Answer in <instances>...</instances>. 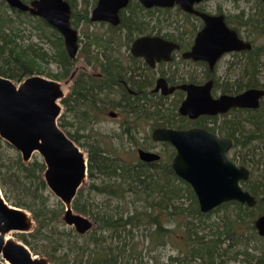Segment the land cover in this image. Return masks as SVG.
Instances as JSON below:
<instances>
[{
  "label": "trees",
  "instance_id": "1",
  "mask_svg": "<svg viewBox=\"0 0 264 264\" xmlns=\"http://www.w3.org/2000/svg\"><path fill=\"white\" fill-rule=\"evenodd\" d=\"M68 1L76 9L79 0ZM253 22L247 25L251 27ZM261 24L262 29L255 26L257 35L264 34ZM25 31L49 39L55 53L50 56L35 43H21ZM259 47L247 58L250 77L242 81V89L264 88L260 77L264 44ZM68 56L64 37L56 28L0 0V75L21 82L44 74L41 61L53 58L61 62ZM247 115L240 121V163L252 169L253 179L245 184L258 199L256 206L234 201L203 213L196 193L175 174L168 158L151 166L140 161L131 166L90 155L88 194L79 190L73 203L74 210L89 215L96 224L85 234L62 223L65 206L51 200L44 179L45 163L37 158L25 162L19 154L5 156L11 145L0 136L3 195L11 205L29 211L36 223L33 231L20 233L22 241L54 264H227L230 260L264 264V237L254 224L264 213V110H249ZM94 193L105 199L95 201ZM215 212L219 219L212 220ZM207 230L211 235H204ZM168 247L173 251L161 260L157 252Z\"/></svg>",
  "mask_w": 264,
  "mask_h": 264
},
{
  "label": "flooded vegetation",
  "instance_id": "2",
  "mask_svg": "<svg viewBox=\"0 0 264 264\" xmlns=\"http://www.w3.org/2000/svg\"><path fill=\"white\" fill-rule=\"evenodd\" d=\"M99 1L90 0L89 4L81 3V8H72L71 23L78 34V50L74 57L69 55V59L59 62L58 72L64 92L59 101L58 122L86 153L88 176L90 155L117 159L131 166H138L139 161L151 166L168 158L174 170L177 147L156 139L155 132L161 128H200L232 140L228 156L238 167L249 169L250 179L241 180L240 184L250 191L245 183L252 181V169L240 163V121L249 110H264V97L258 108L232 106L216 113L191 115L182 113L181 107L191 92L201 89L214 100L238 96L251 88L264 90L241 88L242 81L250 77L247 58L262 45L257 40L264 34L257 35L255 26L263 28L264 0H251L248 8H241L240 0H230L232 8L224 6L225 0H199L192 3L194 11L177 3L171 7H147L141 0H128L116 11L117 0H112L109 20L93 18ZM212 2H216V7ZM202 14L223 16L227 27L251 48L224 51L211 61L203 56L196 58L193 50L197 36L207 27ZM252 21L251 27L247 25ZM218 28L215 25L213 30ZM160 40L170 48L161 49ZM164 145L169 148L163 150ZM141 151L160 158L143 159ZM229 202L234 201L220 206Z\"/></svg>",
  "mask_w": 264,
  "mask_h": 264
},
{
  "label": "water",
  "instance_id": "3",
  "mask_svg": "<svg viewBox=\"0 0 264 264\" xmlns=\"http://www.w3.org/2000/svg\"><path fill=\"white\" fill-rule=\"evenodd\" d=\"M7 4L32 16L40 17L56 28L64 37L70 56L78 50V34L71 23L72 7L68 0H5ZM112 0H100L94 10V19L109 20L108 8ZM147 7H171L175 3L194 11L192 3L199 0H141ZM115 2V0H113ZM128 0H117L115 10ZM116 13V12H115ZM207 27L196 39L193 55L208 60L219 57L224 51L251 48L236 31L227 27L223 16L202 14ZM117 22V21H116ZM215 25L220 28L214 29ZM146 41V39L141 40ZM161 49L170 48L160 40ZM203 54V55H202ZM64 95L62 83L43 75H32L21 82L0 75V136L13 145L25 162L39 152L46 165L44 179L49 189L65 206L64 221L80 234L89 232L93 220L73 207L79 189L88 177V158L80 146L60 127L58 119ZM264 90L251 88L238 96H222L214 100L209 92L193 91L181 107L182 113H216L235 107H260ZM154 137L172 143L177 155L172 163L176 174L188 181L197 195L200 210L208 213L224 202L239 201L253 207L257 199L245 190L240 181L250 179L246 166L238 167L229 156L232 140L219 138L200 128L173 130L161 128ZM146 160H157L158 154L141 151ZM36 223L29 211L8 203L0 187V264H53L45 256L36 255L24 242L13 239L11 232L29 233ZM260 236L264 237V214L256 222Z\"/></svg>",
  "mask_w": 264,
  "mask_h": 264
},
{
  "label": "rangeland",
  "instance_id": "4",
  "mask_svg": "<svg viewBox=\"0 0 264 264\" xmlns=\"http://www.w3.org/2000/svg\"><path fill=\"white\" fill-rule=\"evenodd\" d=\"M222 3L227 8H232L233 7V3L230 0H225ZM239 4H240V7L241 8H248L251 5V0L250 1L249 0L248 1L240 0ZM80 6H82L81 0L78 1L77 7L78 8H81ZM212 6L216 7V2H212ZM25 28H28L29 29L30 26L25 25ZM19 40L21 41V43H24V44H31V43L37 44L38 47H42V50L44 52L48 53L50 56L55 53V47L53 46V44L51 43V41L49 39H47V38H41V37H39L36 34H33L32 36H30V31H29V33H28V31H25V33L23 34L22 37L19 38ZM257 42L259 44H264V37L259 38L257 40ZM0 62H2V61L0 60ZM40 63H41L40 64V68L43 70V73H44L43 76H45L47 78H50V79L59 80V78L56 79V77H55V75H57L58 72H59V62L57 60H55L53 58H49V59H47V61H44V62L41 61ZM262 73L263 74H262V77L261 78H262V80H264V70H262ZM165 148H169V147L167 145H164L163 150H165ZM84 150L86 151V149H84ZM17 154H19L22 157V154L13 145H11L10 147H8V149L4 153L5 156L6 155H8V156H14V155H17ZM87 154H88V152H87ZM34 158H37L40 161H43L42 156L39 154V152L34 153L32 159H34ZM91 182H92V180H91V178L89 179V176H88L87 179H86V181H85V183L81 186V188L79 190L84 189L85 192H86V194H88V192L86 191V189H88V186H89V184ZM50 195H51L52 202L61 201L60 198L58 196H56L51 190H50ZM93 196L95 198L94 200L95 201H98V202H101V201H103L105 199L103 196L97 197L95 195V193L92 194V197ZM64 212H65V209H64V211L62 212V215H61L62 223L65 225V227L72 228V229L75 230V228L73 226H69V225H67L65 223V221H64ZM76 212H78V211H76ZM86 216L90 217L89 215H86ZM211 219L212 220L219 219L218 213H216V212L213 213L211 215ZM93 222H94V220H93ZM95 226H96V224L94 223L93 228ZM207 232H208V230H207ZM9 236H11L13 239H15L17 241L23 242L22 239H21L20 233H18V232H11L9 234ZM80 240L81 241H84V238L81 237ZM172 251L173 250L170 247H168L167 249L166 248H161V249H159V251L157 252V254H159V256L161 257V260H164L167 257V254H169ZM36 255H38L40 257H42V256L47 257L45 254H36ZM227 264H239V262L238 261H233V260L231 261L230 260Z\"/></svg>",
  "mask_w": 264,
  "mask_h": 264
}]
</instances>
